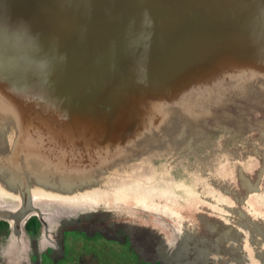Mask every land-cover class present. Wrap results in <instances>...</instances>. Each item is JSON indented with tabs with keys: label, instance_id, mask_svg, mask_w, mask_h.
<instances>
[{
	"label": "water",
	"instance_id": "95a60500",
	"mask_svg": "<svg viewBox=\"0 0 264 264\" xmlns=\"http://www.w3.org/2000/svg\"><path fill=\"white\" fill-rule=\"evenodd\" d=\"M130 197L171 236L117 220ZM0 201L14 234L121 230L160 264L191 215L226 264H264V0H0Z\"/></svg>",
	"mask_w": 264,
	"mask_h": 264
},
{
	"label": "flooded vegetation",
	"instance_id": "af4514ba",
	"mask_svg": "<svg viewBox=\"0 0 264 264\" xmlns=\"http://www.w3.org/2000/svg\"><path fill=\"white\" fill-rule=\"evenodd\" d=\"M32 216L17 236L12 234V225L0 219V264H160L121 230L63 227L60 233L56 228L57 232L41 235L39 219L26 225ZM75 243L80 246L77 253Z\"/></svg>",
	"mask_w": 264,
	"mask_h": 264
},
{
	"label": "rangeland",
	"instance_id": "374dc122",
	"mask_svg": "<svg viewBox=\"0 0 264 264\" xmlns=\"http://www.w3.org/2000/svg\"><path fill=\"white\" fill-rule=\"evenodd\" d=\"M168 195V194H167ZM182 196V195H181ZM178 198L177 194H170L168 197H172L171 202H179L181 200L182 197ZM223 200L225 201H230L229 198H224ZM149 202H145L141 199L139 200H134L132 197L128 198V200H121L119 205H120V209L121 210H125V213L127 216L122 215V217L118 218L117 220H123L126 221V219L129 217H134V216H140V218H143L145 221L147 222H152L154 225L159 226L161 228H164L165 232L166 230L169 233V236H171L172 234V230L170 229V227L166 224L161 223L162 220H157L155 219L154 215H158L161 216L162 218L167 220L166 216L163 215H167L170 214L171 217H174L173 214L168 213V210L165 211H160L157 212L158 214H156L153 211H150V208L147 207H143L142 205H146ZM0 204H3L2 201H0ZM38 204V203H37ZM231 204L234 207H237L240 205V202L238 200L233 199V201L231 202ZM188 208V207H187ZM37 209L42 211V216H52V214L54 215V217L58 218L57 216H61L62 214L66 215H71L74 211H75V207L74 205H69V204H65L62 202H55V203H50V204H43V205H39ZM44 211V213H43ZM175 213H178V211H174ZM180 214H182V216H188V212L185 209H183L182 212H180ZM40 216V215H39ZM180 215H178L179 217ZM55 218V219H56ZM188 222L186 221V224L181 221L180 222V229L182 233H179V242L181 244H184V248H186L188 251H186L182 257V261L181 260H177L176 262L173 261L172 264H212V260H210L211 255H209V250H202L199 253L193 252L195 249L198 248V245H203L204 241H208L211 243H216L217 246H219V244H221V248H218L215 253H213L212 255H215L216 258V262L218 264V262H220L219 264H226V260L224 259V255L223 253L226 251V245L223 244V240H221L220 238L216 237L215 234L211 233L210 231H204L202 230L201 232L198 230V222L194 220V218L189 215L187 217ZM26 220V219H25ZM43 220H45L46 222H49V220L44 217ZM178 220V219H177ZM9 225H12V220H5ZM112 221H110L109 223H111ZM174 227H176V225H178L177 222L171 223ZM11 231L12 234L14 236H17V234H14V230L11 226ZM171 230V231H170ZM171 233V234H170ZM206 234H211L212 237L209 238L207 237ZM42 239H45V236H41ZM171 238V237H170ZM241 240L243 239V236H241ZM19 242V241H18ZM237 242L236 240L234 241V243ZM76 245L73 246V249L76 251H78V249L80 248L79 245H77V243H75ZM175 246V244H174ZM151 257V256H150ZM72 262V260H70L67 263ZM164 264V263H163Z\"/></svg>",
	"mask_w": 264,
	"mask_h": 264
},
{
	"label": "trees",
	"instance_id": "16d2710c",
	"mask_svg": "<svg viewBox=\"0 0 264 264\" xmlns=\"http://www.w3.org/2000/svg\"><path fill=\"white\" fill-rule=\"evenodd\" d=\"M35 219H36V218H35L34 216L30 217V220L27 221L26 225H29L30 222H31V221H35ZM35 222H36V221H35Z\"/></svg>",
	"mask_w": 264,
	"mask_h": 264
},
{
	"label": "bare ground",
	"instance_id": "6f19581e",
	"mask_svg": "<svg viewBox=\"0 0 264 264\" xmlns=\"http://www.w3.org/2000/svg\"><path fill=\"white\" fill-rule=\"evenodd\" d=\"M34 198H35V199H36V198L38 199V198H39V196H35Z\"/></svg>",
	"mask_w": 264,
	"mask_h": 264
}]
</instances>
